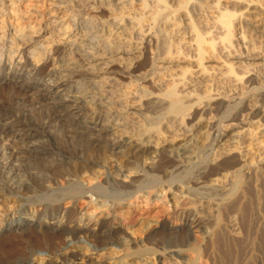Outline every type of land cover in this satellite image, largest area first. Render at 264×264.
Returning <instances> with one entry per match:
<instances>
[{"label": "bare ground", "instance_id": "obj_1", "mask_svg": "<svg viewBox=\"0 0 264 264\" xmlns=\"http://www.w3.org/2000/svg\"><path fill=\"white\" fill-rule=\"evenodd\" d=\"M129 1L133 2L134 0ZM176 1L175 7L182 10L190 0ZM215 1L214 7L217 15L213 22V33L219 38L220 47L222 46L224 51L226 49L230 50L234 42L231 26H234L233 23L236 16L229 11L227 12V9L225 10L219 1ZM131 2H128V0H0V234L3 233V230L9 232L12 229L11 223L17 219L23 224L22 226H35L38 232L44 228H52V230L58 231L68 220L66 211L61 210L60 203L63 200H68V203L73 205L77 199L82 200L84 195L88 193L91 194L90 198L94 197L93 201L89 199L88 204L96 207L95 210L108 211L111 205L105 201V195L101 192L104 190V184L110 181L117 183L116 179L120 178L130 179L129 183L131 185L138 182L131 179L135 176L136 172L134 171L136 169L133 171L130 164L128 168L132 169L126 170L125 166L121 164V158H125L127 164L141 160L142 163L140 164L143 166L142 172L144 176L157 178L161 180L160 184L169 182L166 192L170 196L168 203L173 208L178 206L180 199H185L192 193L198 194L200 190L203 191L204 189V192H209L211 195L212 192L213 194L214 192H221L222 186H227L225 184L232 180H234L235 188H238L242 182L243 171L250 172L264 163V128L259 123L260 120L251 121L249 125L240 120L238 122H231L225 126L222 125L223 127L217 131L216 141H214L215 149L209 153L207 163L204 162L207 165H198L194 170L195 175L190 181L184 184L161 179H170L173 175L176 177L185 171L186 167L194 166L199 161L194 149L200 144L199 136L207 128V124L203 123L204 121H199L201 120L199 119L191 126H186L184 120L187 118V112L202 106L203 99L196 98V91L192 88L193 85L190 86L188 83V86L185 84L186 86L184 85L181 91L177 90L176 86L174 88L169 87L170 89L162 94L165 100H155L156 102L153 101L151 104L152 107L159 105L158 107L166 111L165 118L162 120L166 121V133L168 135L162 136V133L156 127L141 130L139 125L136 128V122L132 124L136 130L132 129L131 131L128 129V121L120 113L123 108L125 110L128 106H124L123 102H121L122 100L119 97L122 94L116 97L113 95V90L111 91V84H115L116 82L111 83V80L107 79L111 83L108 88L107 83L109 82H106L107 80L105 81L101 76L110 73V70L114 68L112 66L116 60L118 61V59L120 60L125 56L137 59V56L139 57L140 55V47L128 45L127 48H123L120 45L112 44L113 42L110 44L109 39H111L112 34L106 30L108 26L114 27L115 25L116 30L120 31L122 26L125 25L127 21L125 17H127L129 26L132 27L131 29L128 27L130 29L129 33H126L129 30L128 28L123 29V31H126L125 33L129 35V38L133 36L143 37L140 23L145 18H134L128 12L127 5H130ZM138 2L148 12L151 10V5L155 4V9L151 10V14L147 16L154 24L164 19V10L167 6L166 0H138ZM193 2V5L191 4L192 7L202 11V0V3L199 0H193ZM258 2L260 3V1ZM229 5L231 7L232 5L234 7L237 6L238 8L242 6V3L239 0H231ZM251 7V14L253 17L255 16L254 20L259 18L257 19L259 22H264V9L254 4ZM100 10L107 11L111 16L109 15L110 17H107L105 21L100 20L95 15ZM116 10L121 12L119 19L115 16ZM88 11L91 13H88ZM125 14H128V16L132 15V18L125 16ZM242 14L238 20H244L245 25L250 27L249 30H253L251 26L253 28L256 27L258 22L256 23V21L248 19L246 14L245 16L247 17L244 18ZM165 24H163L164 27ZM98 25H100V29H98ZM170 31L166 28L163 31L161 30L162 33L169 32L171 34ZM196 31L193 29L195 33L193 41L195 43L194 46H196L195 53L197 52V60L193 62L195 63V67L197 64L202 67V61L206 52L209 49V53L212 52L211 50L215 47L206 48L209 45H206L204 39ZM103 33H106V37L109 39L103 38L108 41H103L104 43L100 44L102 41L98 39L104 36ZM170 34L165 35L170 36ZM117 35H123L122 31H117ZM242 37L240 36L238 39L243 45L247 46L249 43L246 44V42L249 37L246 38L247 41ZM239 45H241L240 42ZM249 45L252 44L250 43ZM253 47L255 46L253 45ZM253 47L249 50L254 51ZM251 55L253 56L252 58L250 57L249 61L252 63L253 68H264V56L254 53ZM70 56L77 58V60L69 58ZM226 57L229 58V55ZM169 58L167 56L161 61L154 62L155 64L167 65L172 63V60ZM236 60L239 61L238 58ZM226 61L222 65L219 64L217 69L218 71L226 69V74L231 76L234 70L232 66L233 62L230 65ZM126 67L124 69H128ZM186 68L185 72L187 73L191 67L187 68V70ZM199 71L200 75L195 73L198 78L195 79L194 86L195 88H205L208 83L205 85L203 82H212V80L206 75L207 73L204 69ZM225 72L222 73L225 74ZM224 74L219 75L224 76ZM140 75L138 78L144 79L148 73L147 75L143 73ZM237 81L235 83H238ZM259 85L262 87L261 84ZM143 92L145 93V91ZM210 99L213 100L212 97H209ZM138 102L136 100L132 101L126 110L132 111L133 115L140 114L141 108L139 105L142 104ZM115 107H120V109L115 110ZM215 107L219 106H214L213 108L216 109ZM148 108L150 109L151 107ZM152 109L155 110V108ZM261 112L259 110L251 111L252 120L257 118ZM127 118L129 117L127 116ZM209 122L211 123V121ZM53 127L54 130L51 131ZM252 127L253 129H251ZM103 153L104 155L105 153L110 154V157L104 158L105 160L103 161H96L98 158L96 160L92 158L94 155ZM231 154L237 155L236 164H234V160V162L232 161V166H230L231 164L228 165L229 168L226 166L227 169L217 166L218 169L210 171L211 168L209 166L212 167L219 157ZM233 157L232 159H234ZM134 167L136 168V165ZM261 171L264 173L263 169ZM252 178L254 179V175ZM84 182H89L93 187L91 189L83 188ZM117 185L121 186V184ZM162 191L164 189L159 188L157 194L161 195ZM142 192L143 195H148L146 190ZM128 194L130 195L131 192H128ZM36 197L37 199H44V202L37 204L43 209V215L39 218H37L34 212V206L28 204L31 200L33 201L32 198L35 199ZM191 201L194 202L193 200ZM203 201L206 202V200ZM192 202H190V205L193 204ZM184 204L187 205L188 203ZM199 205L201 208L198 213L200 215L203 214L206 219L210 220L212 218L209 214L212 210L208 211L210 210L208 209L210 205L206 204V206H203L201 203ZM205 209L207 210L204 211ZM104 220V222H99L96 217L86 216L85 213L79 217H74L70 221V224H73L72 234L74 236H78V234L82 236L84 234L88 238L87 240L83 238L72 239L73 235L71 234L72 237L69 239V245L58 252L50 253L49 248L45 246V250L43 249L44 256L37 257L36 260H32V263L24 259L18 264H196L195 260L199 255L198 245L196 246L193 242H188L178 248L177 253L179 255H186V259L184 258L185 260L183 261L174 260V262H171L169 260L170 257H166L164 253L156 254L148 249L132 250L133 246L131 247V244H134V240L132 239H134L137 231L143 233L151 228L160 227L158 222L154 220L139 221L137 229H135L136 225H121L118 221L116 222L109 217ZM7 221L10 224L3 225ZM3 227L4 229H2ZM218 233L219 231H217ZM51 234L55 235L54 231ZM210 237L212 236L210 235ZM89 240L97 243L98 249H89ZM113 244L118 246V250L111 248ZM231 245H229L230 248H232ZM189 250L194 252L193 254L195 255L189 254L192 253ZM232 252L234 253V250ZM228 253L226 252L227 255H229ZM242 253L245 252L242 251ZM241 257L243 256L241 255ZM222 258L224 259V257ZM226 259L224 261H227ZM239 259L242 260V258Z\"/></svg>", "mask_w": 264, "mask_h": 264}, {"label": "rangeland", "instance_id": "obj_2", "mask_svg": "<svg viewBox=\"0 0 264 264\" xmlns=\"http://www.w3.org/2000/svg\"><path fill=\"white\" fill-rule=\"evenodd\" d=\"M190 1L187 4L188 6L186 5L184 9L179 10L177 9V7H175L176 2H177L176 0L175 1L166 0L167 6H166V9L164 10L165 11L164 17H163L164 19L162 21L159 20L158 22H155L154 24L153 21L149 17H147L148 14L149 15L151 14L150 11L154 10L156 7L154 3L151 5L152 6L150 8L151 10H149L148 12V10H145L142 4L138 2V0H134L133 2L128 0V2H131L130 5H127L128 12L132 14L134 18H137V17L145 18V19H142L140 23V28H141L143 37L140 38V37L132 35L133 37L129 38V35L126 33H129L132 26H129V20L127 19V17H125L127 21L125 25L122 26V29L120 30L122 31L123 35H117V31L118 32L120 31L116 30V26L114 25V27L108 26L106 28V30L112 34L111 39L106 37V33H103L104 36H101L98 39V40L101 39L100 41H102L100 42V44H103L104 43L103 41H108L107 39H109L110 44L113 42L112 44L120 45L123 48L125 47L127 48L128 45L129 46L131 45L133 47L136 46L137 48L140 47L139 48L140 55L139 57L137 56V59L132 58V57L128 58L125 56L121 58L120 60L118 59V61L114 60L115 62L112 68L114 67L115 69L113 68L114 70L111 69L112 71L110 70V73H108L107 75L104 74L103 76H101V78H103L105 81L109 79L111 80L110 81L111 83L116 82L115 84H111L108 80L106 81V82H109L107 83L108 88L110 84L112 85L111 91L113 90L112 92L114 93L113 94L114 96L119 97V95L122 94L121 97L119 98L120 100H122L121 102H123L124 106L126 107L128 106L129 108L131 102L134 100L139 101L138 103L142 104V105H139L141 108L140 109L141 113L134 114L135 116L132 114V111L126 110L128 108H126L125 110H123L124 109L123 108L120 111L121 115L128 121L127 123H128L129 130L131 131L132 129L136 130V128L139 125H140L139 128H141V130L148 129L150 127H156L159 129L158 131L162 133V136L168 135L166 133L167 131L166 121L162 120L165 118L166 111L163 110V108L158 107L159 105H156L157 107H152L151 104L153 101L154 102H156L157 100L160 101V99L165 100L162 94H164L170 88H174L176 86V89L181 91L182 88H184V85L188 83L190 86L193 85L192 88L195 89L194 91H196V94H195L196 98H200L201 100L203 99L202 106L196 109H193L190 112H187V116H186L187 118L184 120L185 121L184 124L186 126H191L193 123H195L199 119H201L199 121H204L203 123L207 124L206 125L207 128H205L202 131L201 136H199L200 144H198L197 148L194 149V152L198 155L197 157L199 161L194 166L190 165L191 167H186L185 171H183L182 173H180V175L176 177L175 175H173L170 179L161 178L163 180H167V181L169 180L174 183H184V184L190 181L192 177H194L195 175L194 170L196 169V167H198V165L200 164L207 165L206 164L207 157L209 153L211 151L213 152L215 149L214 141H216L215 137H216L217 131H219L223 126L231 122H238L240 120H242L247 125H249L251 121L260 120L259 123L264 128V112H263L264 111V84H263L264 83V68L254 69L253 66L251 65L252 63L249 61L250 57L252 58L253 55L251 54L253 53L256 55L258 54L259 56H264V22L262 23L259 22L257 20L259 18H256L254 20L255 16L253 17V15L251 14V8H252L251 5L253 4L257 6H261V8L264 9V2H262L263 0H258L260 1V3L257 0L256 2L255 0H239V2L242 3V6H241L242 8L241 7L237 8V6L234 7L233 5L231 7V5H229L231 0H217L222 4L225 10L227 9V12L229 11L230 13L235 14L236 16L235 22L233 23L234 26H231V31L233 30L232 32L234 35V38H233L234 42L230 49L231 52L229 49H226L224 51V48L222 46L221 47L223 49L220 47L221 43L218 41L219 38H217L214 35L215 33H213L214 32L213 22L217 15L215 11V7H214L216 1L215 0H202L203 2L202 3L201 0H199L200 3H202L201 4L203 7L202 11L196 8H193L192 5L194 2L193 0H190ZM250 1L252 2L250 3ZM225 4L227 5L224 6ZM212 6L214 7V9ZM244 7L245 9H243ZM198 11L199 13H197ZM204 12H207V13H204ZM212 12L214 13V15H212L213 14ZM88 13H91V12L88 11ZM120 13L121 12L118 10L115 11L116 18L118 19L120 18ZM185 13L187 16L185 15ZM241 13H243L242 15L244 16V18L248 16V19L256 21V23L258 22L257 23L258 25L255 24L257 25L256 27L258 28L256 27L253 28L251 26V29L253 30H249L250 27L245 25L244 20L243 21L242 19L238 20L239 16H241ZM128 14H125V16H128ZM175 14L176 15L178 14V15L176 16ZM245 14L247 16H245ZM95 15L100 20H104V21L107 19V17L111 16L109 13H107V11H103V10L98 11V13H96ZM132 15L128 17L132 18ZM166 19L168 22L166 21ZM172 23H174L173 24L174 26L172 25ZM163 24H165V27ZM189 24L190 25L192 24V25L190 26ZM163 27L169 31L171 30L170 31L171 34L169 32L168 33L163 32L164 33L163 34L161 32V30L162 31L164 30ZM100 28H101L100 25H98V29ZM125 28L129 29L128 32L125 31L126 33L123 31V29ZM192 28L197 30L196 33L204 39V41L206 42V45L207 44L209 45L208 47L205 46L206 48H210L211 46H213V48L214 47L217 48L216 50L215 48L212 49L211 50L212 52L210 53H209L210 49L208 50V52H206L205 57L202 61L203 63L202 67L198 66V64L195 67L194 62L196 61L194 60H197V52L195 53L196 46H194L195 43L193 41L195 33L193 32ZM165 34H170V36L165 35ZM237 35L239 37L243 36L242 38H244L245 41H247L248 39L246 44L251 43L252 45L248 44L249 47L248 45L247 46L243 45V43L238 39L239 37ZM115 36L117 39L114 38ZM105 37L107 39H103ZM239 42L241 43V45H239ZM253 45L255 47H253ZM251 47L254 48V51L249 50L251 49ZM248 50L250 51L251 54L249 53ZM230 54H232L231 58H230ZM166 55L170 57L169 59L172 60V63L167 64V65L158 64V63L155 64V62H158V60L161 61L162 59H164V57H167ZM228 55H229V58L226 57ZM69 58H72V57L70 56ZM235 58L236 59L238 58L239 61H237ZM72 59L77 60V58H74V57ZM225 61L230 65L233 62L232 66L234 70L231 76L229 74H226L225 72L226 69L225 70L221 69L219 71L217 69V66L219 64L222 65V63H225ZM187 65L189 66L187 67ZM125 67L128 69H124ZM184 67L185 68L187 67L188 69L191 67L189 69L190 71L188 70V72L186 73ZM201 69L205 70V72L207 73L206 75L210 77L212 82L210 81L203 82V84L205 85L206 83H208V85L205 86V88L204 87L195 88L194 86L196 82L195 79L198 78L197 76L198 74L200 75L199 70ZM253 69H254V72H253ZM222 72H225V74ZM142 73L146 75L148 73L147 77L146 76L144 77L145 80L138 78L139 76H141L140 74ZM219 74H224V76L219 75ZM181 79L183 80L181 81ZM227 80H231V81H227ZM236 81L238 83H235ZM258 83L261 84L262 87H260ZM141 91L142 92L145 91V93L144 92L142 93ZM204 91L206 92L207 95L204 94L205 93ZM139 92L141 93V95ZM134 93H136L134 95L135 97L133 96ZM128 96L129 97L131 96V97L129 98ZM208 96L210 98L212 97L213 100L211 99L209 100ZM127 97H128V101H127ZM225 97L226 99H224ZM136 98L139 100H137ZM251 105H254V106H251ZM214 106H219V107H215L218 111L213 108ZM148 107H151V108L149 109ZM251 107H255V108L252 109ZM152 108H155V110ZM119 109L120 107H115V110H119ZM250 110L251 111L259 110L262 112L261 114H259L257 118H254V120H252L253 118H252V114ZM145 115L148 117H146ZM127 116L129 118H127ZM131 117H133L132 118L133 120L131 119ZM248 119L250 120L248 121ZM209 121H211V123ZM135 122H136V128L135 126L132 125ZM251 129H253V127ZM53 130H54V127L52 128L51 131ZM233 155L231 154L228 156L227 155L222 156L221 158L219 157V159L214 163L212 167L209 166V168H211L210 171H214L215 169H218L217 166L223 169H225L226 166L230 164H231L230 166H232V163L234 162V160H235L234 164H236L237 155L235 154ZM109 157H110V154L105 153L104 155L103 153V154L94 155L92 158L95 160L98 158L96 161H101V160L103 161ZM232 157L234 159H232ZM120 161H121V164L125 166L126 170H131L133 168L132 170L134 171L136 169L134 171L136 172V174L131 179L138 181V182L131 185L129 183L130 179L120 178V179H116L117 183L110 181L109 183L103 185L104 190L101 192L103 193V195H105L104 199L105 201L108 202L109 205H111L112 209L110 208L108 211L102 210L103 212L99 210H95L96 207H93V205L88 204L89 199H91V201L94 200V197L90 198L91 194L88 193L84 195L82 200L77 199V201L73 205L69 204L68 200H63L60 203L62 207L61 210L66 211L68 220L66 223H64L63 225L64 227L62 226L60 229H58V231L52 230V228H44L40 232H38V229L35 226L33 225L27 226V227L22 226L23 224H21V222L18 221L17 219L15 222L13 221V223H11L12 229L9 232H7L6 230H3V233L0 234V264H14V263L18 264L24 259H27L30 263H32L34 260H36L37 257L45 255V253L43 252L45 250V246L49 248L48 250L50 253H56L60 249L68 246L69 239L73 235L72 234L73 224H70V221H72L74 217L76 216L79 217L81 214H84V213L86 216L96 217L99 222H102V221L104 222L105 221L104 219L109 217V218H112L116 222L118 221V223L121 225H130V226L136 225L135 229L138 228L137 224L141 220L149 219V220H154L158 222L160 226L158 228H151L150 230L144 231L143 233H141V231L139 232L137 231L136 234L134 235V239H132L134 240L133 241L134 244H131V247L133 246L132 247L133 251H136L138 249H141V250L148 249L151 252L152 251L155 252L156 254L164 253L166 257L169 256L171 258V259L169 258L171 262H174V260L175 261L185 260L186 255L184 254L179 255L177 253V250L181 245L187 244L188 242L189 243L193 242L195 243L196 246L198 245L197 247H198L199 255L196 257L197 258L196 259L197 261L195 260L196 264H219V263L220 264H238V263L240 264V262L241 264L242 263L243 264H264V173L263 171H261L262 169L264 170V167H263L264 163L258 166L260 168L262 167L261 170L260 168L256 167V169H253L250 172L243 171L242 172V182L238 186V188H235L234 180H232L230 182H227V184H225L227 186H224V185L222 186L223 189H221L222 190L221 192L219 191H218L219 193L214 192V194L212 192L213 196L209 192H206V191L204 192V189H203V191L202 190L198 191L201 194L192 193L190 196H187L185 198L187 199V201H185V199H180L178 201V206L173 208L171 207V204L168 203L169 201L168 199L170 198V196L166 192L169 182L160 184L161 180H158L157 178H150L148 176H144L142 172L143 166L142 164H140L142 163L141 160L134 161L133 163H128V164L125 161V158L124 159L121 158ZM132 164L134 165L132 166ZM129 165L132 168L130 167L128 168ZM135 165H136V168L134 167ZM227 168H229V166ZM245 173L248 175L246 176ZM251 175L252 177L254 175V179L251 177ZM251 179L253 180L250 181ZM117 184H121V186L120 185L118 186ZM82 186L83 188H86V189H91L93 187L89 182H84ZM159 188L164 189L161 195L157 194V191L159 190ZM234 189H237V190H234ZM143 190H146L148 195H143V192H142ZM128 192H131V194L129 195ZM32 199L33 201L31 200V202H28V204H30L31 206H34L33 208L34 212L36 213L37 218H39L41 217V215H43V209L42 207H39L37 204L44 202V199L42 198L37 199V197L35 199L34 198ZM191 200H193L195 203L192 202ZM203 200H206V202ZM189 201L192 202L193 204L190 205L191 203ZM184 203H188L189 205L188 204L185 205ZM199 203H201L203 206H206V204L210 205L208 206V209H210L208 211L212 210L211 212H209V214L212 216L210 220L206 219V217L203 214L200 215V213H198L199 209L201 208ZM215 206H216V209H215ZM206 210L207 209H205L204 211ZM213 214H215L214 217H217V218H214ZM4 224L9 225L10 223L9 221H7V222H4L3 225ZM2 229H4V227ZM53 231H54V234L57 236L51 234L53 233ZM217 231H219L218 234H217ZM210 235L212 237H210ZM74 237H77V238H74ZM79 238H83L84 240L88 239L87 237L84 236V234L82 236L81 234H78V236L73 235L72 237V239H79ZM207 238L209 241L207 240ZM229 239L231 240V242H229L230 241ZM235 241L237 242V244ZM208 243H210L212 247ZM230 244H232L231 245L232 248H230L229 246ZM238 244L241 245L242 247L239 246ZM114 245L115 244H113L111 248L113 250L114 249L118 250V246L117 245L114 246ZM88 247L89 249H92V250L98 249L97 243L93 242V240L88 241ZM233 250H234V253L232 252ZM242 251H244L245 253H242ZM189 252H192V251L189 250ZM226 252L227 253L229 252L228 253L229 255H227ZM193 253L194 252L189 253V254L195 255ZM230 253L233 255H231ZM241 255L243 257H241ZM222 257H224V259ZM225 257L228 259H226ZM239 258H242V260ZM225 259L227 261H224Z\"/></svg>", "mask_w": 264, "mask_h": 264}]
</instances>
